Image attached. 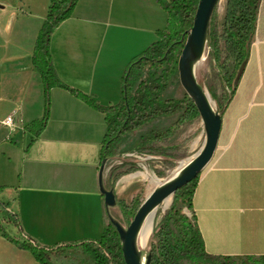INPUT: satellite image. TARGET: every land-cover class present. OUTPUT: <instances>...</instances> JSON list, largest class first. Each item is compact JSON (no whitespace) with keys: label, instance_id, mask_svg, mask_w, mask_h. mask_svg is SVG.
<instances>
[{"label":"crops","instance_id":"1","mask_svg":"<svg viewBox=\"0 0 264 264\" xmlns=\"http://www.w3.org/2000/svg\"><path fill=\"white\" fill-rule=\"evenodd\" d=\"M50 4L0 0V119L15 112L23 122L20 115H25V102L35 88L40 107L14 132L0 127V143L10 147L2 158L18 164L15 174L0 167V226L9 236L0 231V264H42L10 238H30L52 248L96 241L111 223L99 184L105 115L58 86L50 90L47 104L33 64L34 44ZM166 24L167 13L155 0H79L73 15L52 34L53 65L71 88L100 105L117 104L126 66L158 40ZM259 26L261 35L255 34L235 92L215 97L222 116L218 148L192 196L205 249L222 257L264 255V12L258 16ZM47 107L43 129L26 130L27 124L43 118ZM171 119L157 116L123 134L118 152L135 148L151 130L168 127ZM112 178L106 166L105 187L113 188L117 200L126 204L141 188L133 173ZM117 209H110L114 217ZM6 212L15 214L20 226ZM50 258L71 264L52 253Z\"/></svg>","mask_w":264,"mask_h":264},{"label":"trees","instance_id":"2","mask_svg":"<svg viewBox=\"0 0 264 264\" xmlns=\"http://www.w3.org/2000/svg\"><path fill=\"white\" fill-rule=\"evenodd\" d=\"M78 1L51 0L48 16L34 44L33 64L42 78L47 104L49 103L50 90L52 87L58 86L70 90L91 107L104 113L106 133L102 146V161L106 160V165H108L116 157L118 143L123 134L141 127L157 116H169L185 109V113L178 122L174 123L173 127L151 130L136 146L137 149H143L156 140L170 137L185 121L199 115L194 102L188 95L183 99H176L164 98L163 93L169 85L171 76L178 68L180 52L193 26L200 0H155L167 13L166 27L158 31V40L134 57L126 66L122 78L121 99L117 104L107 106L100 105L91 96L65 84L59 78L53 65L50 52L52 34L62 21L73 15ZM263 12L264 0H228L222 33L214 31L210 24L208 54L219 72L223 85L231 95L235 92L239 79L245 71L255 34L258 33L259 37L261 35L260 26L257 28V19L259 14L262 16ZM214 15L215 11L211 22ZM220 38L225 41L226 48L234 58V69L231 73L224 72L219 63ZM148 66L156 70L162 68V72L159 75L150 73L146 78L141 79L134 89V81ZM47 118L48 107L43 118L30 122L25 126V129L30 131L43 129ZM123 165L126 164L114 166L111 169V174L116 175V171L124 167ZM198 179L199 177L178 190L175 196L181 197L184 201L188 200L192 206V196ZM116 205L119 206L123 215L127 213L128 206L124 202L117 200ZM138 207L139 204L135 207L131 218L134 217ZM5 214L9 221L20 226L15 214L11 212ZM114 218L121 222L119 218ZM167 219L168 217L164 218L156 228L163 230V234L159 242L152 244L151 250L147 253L151 256V264H181L180 259L183 257L211 264H264V255L230 258L209 254L205 249L196 221L194 227H191L184 215L175 220V225L181 233V239L173 242L170 239L171 230L167 225ZM0 231L5 237H9L2 226H0ZM10 240L22 248L29 249L42 264H56L51 261L50 253L52 250L62 247L58 245L52 248L41 246L30 238L23 242L12 238ZM63 246L82 247L83 254L90 258L92 264H125L120 235L112 223L105 228L102 237L96 241L69 242Z\"/></svg>","mask_w":264,"mask_h":264},{"label":"rangeland","instance_id":"3","mask_svg":"<svg viewBox=\"0 0 264 264\" xmlns=\"http://www.w3.org/2000/svg\"><path fill=\"white\" fill-rule=\"evenodd\" d=\"M227 3L228 0H219L215 9L213 21L211 22L213 30L218 32L219 34H221L223 30L227 10V6L225 5ZM219 44L221 48L219 63L222 65L224 72L231 73L234 69L233 55L226 48L225 41L222 38L219 39ZM213 64L214 63L211 60L210 55L208 54L207 48L204 58L196 66V76L198 81L209 93L214 108L220 111L219 102L215 97H217V95L221 92H228V90L223 85L219 72ZM161 72L162 68L156 70L153 67H145L141 71V75L134 81V89L138 85L139 81L146 78L150 73H156L157 75H159ZM37 93L38 91L35 88L34 92L31 93V95H29V98L26 100V113L25 115H20L23 119V122L21 120H18L20 124H25L27 121H29L25 118L27 114L37 112L40 108ZM186 95L187 93L180 82L179 72L177 68L175 73L171 76L169 85L163 93V97L183 99ZM184 113L185 109L173 114L171 122L168 123L169 126L165 128L173 127L174 123L178 122ZM205 139V127L200 115H198L194 119L185 121L179 128L175 130V132L170 137L167 138V140L166 138H163L162 141H160L161 139L156 140L148 144L144 149H137V147H135L123 153H119L118 150L116 151V157L106 166L111 171L114 166H120L122 164L126 165H123L124 167L118 169L116 171V175H114L112 179H115L114 177H118L122 173L129 172L138 176L142 182L141 188L138 194L133 198V200L128 204L124 202L128 206L127 213L123 215L121 210L117 209L115 211V214L121 220V223L124 226H128L130 221L133 219L131 218V216L135 210V207L138 204L140 206L144 199L156 187V184L152 183L151 178H160L161 182H163V179L165 181L173 176L177 172V168L182 161L191 159L201 149L205 142ZM151 144L153 145L151 146ZM6 148L10 147H8L5 143H0V167L7 168L12 171V174H15L18 166L17 160L12 159L11 161H8V159L4 160L2 158V152L6 151ZM132 152L137 153L139 156H125L126 153ZM8 155L9 154H7V158ZM121 171L122 173H119ZM145 173L148 174V177H145ZM171 197L172 198H170V202L166 207L165 204H162L160 205L161 207H159L152 235L148 240L147 245L144 248H141L145 254H147L151 250L152 244H157L159 242L163 234V230H161L160 228H156L164 220V218L168 217L167 225L171 230L170 239L173 242L181 239L180 230L175 225V220L177 218L184 215L187 217V220L191 227H194L195 225V214L193 207L190 205L189 201H184L181 197H176L175 195ZM51 253L58 257L66 258L71 264H92L90 258L83 254L82 247L70 248L62 246L56 250H52ZM180 263L211 264L201 261H193L188 259L187 257L181 258Z\"/></svg>","mask_w":264,"mask_h":264},{"label":"water","instance_id":"4","mask_svg":"<svg viewBox=\"0 0 264 264\" xmlns=\"http://www.w3.org/2000/svg\"><path fill=\"white\" fill-rule=\"evenodd\" d=\"M219 0H200L194 22L182 48L178 60V72L182 86L194 102L206 131V139L201 149L181 166L167 180L159 183L138 207L128 226H124L110 212L117 204L113 189L104 184L106 160L102 161L99 175L101 193L105 198V206L110 222L116 227L122 244L125 264H151V256L139 247V235L147 217L155 211L167 198L189 184L211 163L218 148L222 128V116L212 104L211 97L196 76V66L204 58L210 41L211 17Z\"/></svg>","mask_w":264,"mask_h":264},{"label":"bare ground","instance_id":"5","mask_svg":"<svg viewBox=\"0 0 264 264\" xmlns=\"http://www.w3.org/2000/svg\"><path fill=\"white\" fill-rule=\"evenodd\" d=\"M187 161L188 160L182 161L177 169H179L181 166H183L185 163H187ZM144 175H145V177H148L147 173H145ZM151 181H152V183H154L156 185L161 183L160 178H156V177H152ZM163 181H164V179H163ZM170 198H172V197L170 196L169 198H167L162 203V204H165V207L169 204ZM159 207H161V206H159ZM159 207L147 217V219L145 220V222L143 224V227H142V229L140 231L139 242H138V245H139L140 248H144L147 245L148 240L150 239V237L152 235V232H153V229H154V226H155L156 217L158 215Z\"/></svg>","mask_w":264,"mask_h":264},{"label":"built area","instance_id":"6","mask_svg":"<svg viewBox=\"0 0 264 264\" xmlns=\"http://www.w3.org/2000/svg\"><path fill=\"white\" fill-rule=\"evenodd\" d=\"M18 120L20 119L17 113L15 112L10 113L7 116H5L3 119H0V127L7 128L10 134L21 127V124L19 123ZM125 156H137L138 157L139 155L137 153L132 152V153H126Z\"/></svg>","mask_w":264,"mask_h":264}]
</instances>
